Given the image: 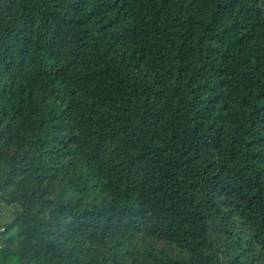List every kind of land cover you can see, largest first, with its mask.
Instances as JSON below:
<instances>
[{"label": "trees", "instance_id": "trees-1", "mask_svg": "<svg viewBox=\"0 0 264 264\" xmlns=\"http://www.w3.org/2000/svg\"><path fill=\"white\" fill-rule=\"evenodd\" d=\"M0 264H264V0H0Z\"/></svg>", "mask_w": 264, "mask_h": 264}, {"label": "rangeland", "instance_id": "rangeland-1", "mask_svg": "<svg viewBox=\"0 0 264 264\" xmlns=\"http://www.w3.org/2000/svg\"><path fill=\"white\" fill-rule=\"evenodd\" d=\"M11 216V207L4 205L0 202V230L1 224L8 221Z\"/></svg>", "mask_w": 264, "mask_h": 264}]
</instances>
